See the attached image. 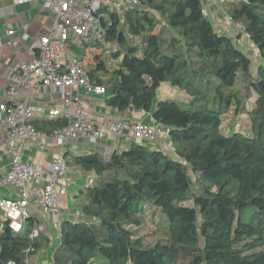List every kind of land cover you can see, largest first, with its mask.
I'll use <instances>...</instances> for the list:
<instances>
[{"label":"trees","instance_id":"1","mask_svg":"<svg viewBox=\"0 0 264 264\" xmlns=\"http://www.w3.org/2000/svg\"><path fill=\"white\" fill-rule=\"evenodd\" d=\"M203 2L140 0L95 12L82 49L115 44L111 54L122 60L105 81L95 54L90 78L105 86L108 106L151 112L168 127L173 153L133 142L108 160L71 155L67 164L95 174L83 206L93 220L61 222L53 264H264V0L223 4L257 49L254 72L250 57L215 31ZM162 82L189 99L154 105ZM33 123L50 133L67 120ZM35 223L27 216L18 231L3 225L0 264H22L25 249L34 255L48 243L30 237Z\"/></svg>","mask_w":264,"mask_h":264},{"label":"built area","instance_id":"2","mask_svg":"<svg viewBox=\"0 0 264 264\" xmlns=\"http://www.w3.org/2000/svg\"><path fill=\"white\" fill-rule=\"evenodd\" d=\"M30 1L32 0H14L17 4ZM225 1L227 0H216L224 12ZM139 4L140 0H42V8L50 12L51 22L46 32L37 37L30 48L32 58L18 64L19 73L16 81L27 96L39 88L46 92H49L50 88L58 90L63 99L62 108L38 109L43 114L63 116L67 120L64 127L52 130L49 135L59 147L62 148L67 141L80 137L94 142L129 136L139 143H148L168 136L169 128L155 122L146 123L128 118L100 122L90 117L80 107L73 109L77 101V89H82L86 95H103L106 88L90 78L86 66L71 52L69 48L71 38L80 39L96 26L99 17L95 12L101 5L119 13L124 8H133ZM225 16L238 34L247 37L239 21L234 20L226 12ZM12 33V29L7 31L9 35ZM38 109L28 98L22 101L0 102V125L4 128L6 139L9 142L16 141L11 150L9 168L4 176L5 184L15 189L16 197L0 199V212L1 219L7 221L10 228L15 231L22 228L24 219L30 216L32 206L44 213L57 215L60 199L67 195L62 180L68 166L62 150L47 166L25 158L24 142L36 135L31 120ZM164 148L173 153L170 140L164 141ZM92 184L94 179L90 178L87 186ZM38 235L39 229L33 228L30 237L36 238ZM32 252L31 247L25 249L22 264H33ZM51 259L53 264L54 258ZM7 264L15 262L9 261Z\"/></svg>","mask_w":264,"mask_h":264},{"label":"crops","instance_id":"3","mask_svg":"<svg viewBox=\"0 0 264 264\" xmlns=\"http://www.w3.org/2000/svg\"><path fill=\"white\" fill-rule=\"evenodd\" d=\"M203 9L216 32L231 38L247 55H249V52L253 49L257 52V49L247 37H242L230 26L226 19L225 12L221 10L216 0H204ZM119 10H121V8H119ZM50 16V12L42 8V0H32L21 4L15 3L14 0H0V102L7 100L22 101L28 98L30 103L37 109L45 108V110H47L62 108L63 99L60 97L57 89L50 88L49 92H46L39 88L33 91L30 96H27L16 81V76L19 73L18 64L32 58L30 48L37 37L46 32L51 22ZM11 29L13 33L10 35L7 34V31ZM72 44L81 47V53L84 55L77 56L86 68L89 64H94L91 55H98V49L89 47L83 50L81 38H71L70 50ZM109 95L108 91L103 95H86L82 89H77V101L73 109L80 107L84 109L90 117L100 122L118 118H128L146 123L154 122L151 112L136 111L133 109L119 111L108 106L106 101ZM187 99H189L188 95ZM155 104L156 99L154 101V105ZM55 118L64 117L43 114L42 111L38 109L31 122L34 124V121L42 122L44 119ZM49 135L50 133L36 130L34 138L24 142L25 158L47 166L58 152L62 150L68 161L71 155H81L90 152L99 153L104 160H108L115 150L127 149L133 142H139L132 140L129 136L102 139L94 142L87 138L80 137L77 140L67 141L61 148ZM169 140V137L165 136L163 139L148 142L146 145L153 149L165 150L164 141L169 142ZM15 145L16 141L9 142L6 139L4 128L0 125V199L16 197L15 189L4 182V176L12 158L11 150ZM170 155L173 156V154ZM67 166V172L62 180L65 184L67 195L60 199L59 213L57 215L47 214L34 206L30 209V216H32L36 222L34 228L39 229L38 236L48 238L49 240L45 245L46 247L50 246V244L54 243L56 240L60 242V224L62 221L91 222L93 220L84 215L83 206L88 201L86 192V188L88 187L87 181L90 178L96 179L95 174L92 171H84L71 162L68 163ZM1 215L0 212V232L3 225L7 222L1 219ZM53 254L54 253H52V257ZM42 256L43 255L40 253L34 254L32 256L33 264H52L51 257L47 262L42 261V263H40V258Z\"/></svg>","mask_w":264,"mask_h":264},{"label":"rangeland","instance_id":"4","mask_svg":"<svg viewBox=\"0 0 264 264\" xmlns=\"http://www.w3.org/2000/svg\"><path fill=\"white\" fill-rule=\"evenodd\" d=\"M71 51L73 54L75 55H84L81 53V47L75 44H72L71 46ZM117 48V46L115 44H105V46L98 50V55H100L101 59L105 62L106 65V72L104 71H100L99 75L100 77H102L105 81H107L112 73V71L118 67L120 61L122 60V56H120L119 58H115L112 56V52L115 51ZM249 50V49H248ZM250 55V56H249ZM249 57L252 60V71L254 72L255 67L261 63V59L258 58V53L255 51V49L251 50L249 52ZM94 55H91V57L93 58ZM156 102L158 100L161 99H177L179 101H186L187 99V95L183 92L180 91L178 89H176L175 87L170 86L168 83L162 82L160 83V85L158 86L157 90H156ZM244 118V117H243ZM193 178V176H192ZM95 179V178H93ZM192 189L195 192H198V188L197 186H193ZM14 227H16L15 224H13ZM146 227H143L141 229L142 231H146ZM59 242L56 240L54 243L50 244V246L46 247L43 246L39 249V251H37V253L42 254L43 256L40 258V263L43 262H47L48 259H50V257L52 258V253H54L55 249L58 247ZM36 253V254H37ZM103 264H107L106 262H102Z\"/></svg>","mask_w":264,"mask_h":264},{"label":"bare ground","instance_id":"5","mask_svg":"<svg viewBox=\"0 0 264 264\" xmlns=\"http://www.w3.org/2000/svg\"><path fill=\"white\" fill-rule=\"evenodd\" d=\"M17 226V225H16Z\"/></svg>","mask_w":264,"mask_h":264}]
</instances>
